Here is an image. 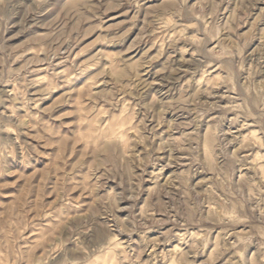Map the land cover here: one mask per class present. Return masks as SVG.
Wrapping results in <instances>:
<instances>
[{
	"label": "rangeland",
	"instance_id": "1",
	"mask_svg": "<svg viewBox=\"0 0 264 264\" xmlns=\"http://www.w3.org/2000/svg\"><path fill=\"white\" fill-rule=\"evenodd\" d=\"M0 264H264V0H0Z\"/></svg>",
	"mask_w": 264,
	"mask_h": 264
}]
</instances>
